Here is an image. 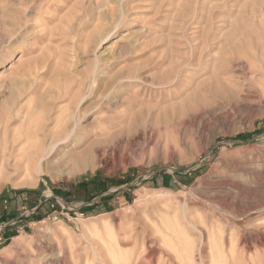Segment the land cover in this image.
<instances>
[{"label": "rangeland", "instance_id": "1", "mask_svg": "<svg viewBox=\"0 0 264 264\" xmlns=\"http://www.w3.org/2000/svg\"><path fill=\"white\" fill-rule=\"evenodd\" d=\"M263 51L264 0H0V264H264Z\"/></svg>", "mask_w": 264, "mask_h": 264}, {"label": "bare ground", "instance_id": "2", "mask_svg": "<svg viewBox=\"0 0 264 264\" xmlns=\"http://www.w3.org/2000/svg\"><path fill=\"white\" fill-rule=\"evenodd\" d=\"M254 49H255V47H254ZM253 50V49H252ZM256 50V49H255ZM254 51V50H253ZM252 51V52H253ZM259 51V50H258ZM251 52V53H252ZM255 52V51H254ZM262 52V51H261ZM261 52H259V53H261ZM263 54H264V51H263ZM253 56V55H252ZM254 57V56H253ZM258 57H259V55H258ZM257 57V58H258ZM261 57V56H260ZM264 57V56H263ZM256 58V57H255ZM262 63V62H261ZM214 75V74H213ZM215 76V75H214ZM81 121H82V118H79L78 120H76L75 122H74V124L72 125V127L70 128V131L68 132L69 134L68 135H65L64 137H62V138H59L58 139V142H60V141H65V140H67V139H69L70 138V136H71V133H72V131H75L76 129H77V127L80 125V123H81ZM53 134H56V133H53ZM54 140H52L51 141V144L48 146V148H46V149H44L41 145H38V148L34 151V153H33V155H32V159L30 160V161H28L27 163H28V165L29 166H31V164H32V161L33 160H38V161H40V160H42L44 157H46L49 153H50V150L52 149V148H54L55 146H56V143L55 142H53ZM7 165V164H6ZM0 166L2 167V168H4L5 167V165H4V163L3 162H1L0 163ZM15 166V165H14ZM7 167V166H6ZM5 169V168H4ZM3 171V170H2Z\"/></svg>", "mask_w": 264, "mask_h": 264}]
</instances>
